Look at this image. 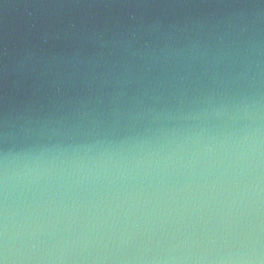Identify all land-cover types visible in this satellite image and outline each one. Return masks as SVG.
I'll return each mask as SVG.
<instances>
[{"label":"water","instance_id":"95a60500","mask_svg":"<svg viewBox=\"0 0 264 264\" xmlns=\"http://www.w3.org/2000/svg\"><path fill=\"white\" fill-rule=\"evenodd\" d=\"M3 264H264V0H0Z\"/></svg>","mask_w":264,"mask_h":264},{"label":"clouds","instance_id":"9594fccd","mask_svg":"<svg viewBox=\"0 0 264 264\" xmlns=\"http://www.w3.org/2000/svg\"><path fill=\"white\" fill-rule=\"evenodd\" d=\"M0 264H3V261H0Z\"/></svg>","mask_w":264,"mask_h":264}]
</instances>
